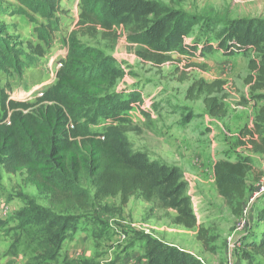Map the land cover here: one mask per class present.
<instances>
[{"label": "rangeland", "instance_id": "374dc122", "mask_svg": "<svg viewBox=\"0 0 264 264\" xmlns=\"http://www.w3.org/2000/svg\"><path fill=\"white\" fill-rule=\"evenodd\" d=\"M139 2L148 6L160 3L171 10L202 15L210 19L212 26L195 27L182 46L161 54L130 42L126 27L116 30L119 36L116 45L101 32L95 34L80 28L77 0H64L63 13L59 15L61 28L54 35L52 50L39 64L26 69L21 79L9 78L13 85L11 99L35 103L39 93L56 82L58 70L51 59L57 52L68 50L65 41L73 33L84 44L114 56L116 68L124 71L125 76L112 92L119 93L124 101L139 94L141 104L108 117L90 108L85 125L94 133L117 128L135 153L145 154L150 162L181 169L197 227L187 229L177 225L174 222L177 212L164 208L158 198L147 203L139 194L127 206H121L119 197L108 199L105 204L109 211L98 208L74 213L81 216L83 228H90L93 241L90 238L85 256L76 260L67 256L74 245L71 233L65 234L62 250L69 251L63 252L62 258L67 257L62 261L60 258L58 264H123L134 251L140 254L144 250L147 236L200 260L201 264H264V257L245 248L254 241L259 243L264 234V193L251 202L264 186V154L255 153L250 144L253 134L256 140L264 139V90L253 91L247 83L251 74L249 64L258 56L254 46L229 34L232 20H264V0ZM0 4L17 6L14 0H0ZM153 20L154 15L149 14L139 24L149 30L154 27ZM0 24L8 25L10 32L23 42L36 43L35 25L26 17L0 13ZM205 44L208 47L203 53ZM152 54H158L154 60ZM6 80L0 76L1 84ZM201 81L220 82L214 96L224 104L221 117L208 115L204 105L206 93L190 97L191 86ZM245 157H251L254 165L248 175L243 212L237 217L218 194L214 166L222 159ZM23 179V175L7 174L0 167V264H35L37 256L43 253L44 240L62 236L56 234L57 230L45 229L47 224L42 222H37L35 228H20L19 213L25 206L18 196L20 192L42 207L49 200L47 195L37 194L26 186ZM93 217L98 219L95 230ZM138 263L142 264V260Z\"/></svg>", "mask_w": 264, "mask_h": 264}, {"label": "trees", "instance_id": "16d2710c", "mask_svg": "<svg viewBox=\"0 0 264 264\" xmlns=\"http://www.w3.org/2000/svg\"><path fill=\"white\" fill-rule=\"evenodd\" d=\"M14 1L17 6L0 4V13L29 19L35 25L36 43L23 42L10 32L8 25L0 24V76L7 78L4 84L0 83V167L7 174L23 175L26 186L49 197L46 208L23 193L18 195L25 202L19 213L20 228H35L37 222H42L47 224L45 229L57 230L56 234L62 235L57 240H44L43 253L37 256L35 264H58L65 234L70 232L73 237L85 229L80 225L81 216L74 213L98 208L109 211L104 203L112 198L119 197L121 206L139 194L146 202L158 198L164 208L177 212V225L197 227L181 169L150 162L145 154L135 153L117 128L94 133L85 125L90 108L107 117L116 116L140 100L139 94L124 101L119 93L112 92L125 76L124 71L116 68L114 56L84 44L73 33L65 41L68 53L56 82L39 93L35 103L11 99L13 85L9 78L21 79L26 69L39 64L52 50L54 35L61 28L59 15L63 13L64 0ZM149 14L154 15V27L142 29L139 21ZM78 17L80 28L95 34L101 32L115 45L119 37L116 30L126 27L130 42L161 54L182 46L195 27L212 26L205 16L171 10L160 3L148 6L139 0H80ZM229 34L254 46L258 56L249 64L251 74L247 83L253 91L264 90V20H232ZM207 47L208 44L203 46V53ZM155 55L158 54L151 55L152 60ZM220 87V82L201 81L194 83L188 93L192 98L206 93L204 105L208 115L219 118L225 110L214 96ZM250 144L255 153L264 154V139L256 140L253 134ZM253 165L252 158L245 157L222 159L214 166L218 194L237 217L247 195ZM145 241L148 264H201L160 240L147 236ZM246 247L264 257V234L259 243L254 241Z\"/></svg>", "mask_w": 264, "mask_h": 264}, {"label": "crops", "instance_id": "0c3cea01", "mask_svg": "<svg viewBox=\"0 0 264 264\" xmlns=\"http://www.w3.org/2000/svg\"><path fill=\"white\" fill-rule=\"evenodd\" d=\"M30 187H32V186H30ZM32 189H34V191L37 193V194H39L38 192H37V190L34 188V187H32ZM20 193H22V192H20ZM24 195H27V194H25V193H23ZM28 196V195H27ZM135 197V196H134ZM134 197H132L131 199H130V201L134 198ZM32 198V197H31ZM119 200H120V198H119ZM130 201H129V203H130ZM121 202V201H120ZM106 203V202H105ZM104 203V205H106ZM128 203V204H129ZM148 203V202H147ZM127 204V205H128ZM126 205V206H127ZM43 207H48V205H43ZM93 220V226L92 227H94V228H92L93 230H95L96 229V227H97V218H95V217H93L92 218ZM89 229L90 228H88V229H81V230H79L73 237H72V242H73V249L72 250H70V252H68V254H67V256L69 257H71V258H73V259H76V260H78V259H80V258H82V257H84L85 256V253H86V250H85V248L88 250V248H89V243H90V238H91V240L93 241V238L91 237L92 236V234H90L88 231H89ZM91 236H90V235ZM104 235V234H103ZM108 243V242H107ZM64 245V244H63ZM63 247V246H62ZM65 251V253H66V251H69V250H62L61 249V251H60V253H59V256H58V261H59V259L61 258V260L60 261H62V259H65L67 256H65L64 258H62V256L61 255H63V252ZM30 252L32 253V250H30ZM64 253V254H65ZM132 256H131V258L129 259V260H123V264H139L138 263V261H139V259L140 260H142V264H148V260L147 259H145V254H144V250L143 251H141V253L140 254H138L137 253V251H134L133 252V254H131ZM141 257V258H140ZM59 263V262H58ZM120 264V263H119Z\"/></svg>", "mask_w": 264, "mask_h": 264}, {"label": "built area", "instance_id": "2783aa9c", "mask_svg": "<svg viewBox=\"0 0 264 264\" xmlns=\"http://www.w3.org/2000/svg\"><path fill=\"white\" fill-rule=\"evenodd\" d=\"M240 2L244 1V0H239ZM79 6H80V0H77V4H76V10L78 12L79 15ZM68 50H64V51H59L57 52V54L51 59V63L56 64L57 70H59L62 66H63V61L66 59ZM140 103H136L133 105V108H138ZM147 105L149 106V104L147 103ZM264 193V186H262L259 191L256 193L255 197H253L251 199V202H253L257 197H260L262 194ZM243 208L242 207V212H243ZM241 222H244L242 225L244 226L245 224V219H243V216L241 217Z\"/></svg>", "mask_w": 264, "mask_h": 264}]
</instances>
